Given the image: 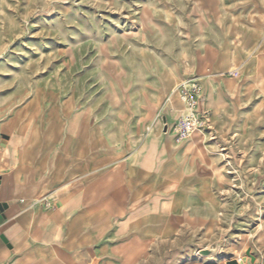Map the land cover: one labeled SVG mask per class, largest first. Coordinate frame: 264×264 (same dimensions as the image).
<instances>
[{
	"label": "crops",
	"instance_id": "obj_1",
	"mask_svg": "<svg viewBox=\"0 0 264 264\" xmlns=\"http://www.w3.org/2000/svg\"><path fill=\"white\" fill-rule=\"evenodd\" d=\"M180 1L143 11L133 33L154 45L132 69L103 57L90 99L0 122V264H264V0ZM191 81L212 130L178 144ZM36 124L41 165L25 160ZM232 157L260 178L226 179Z\"/></svg>",
	"mask_w": 264,
	"mask_h": 264
},
{
	"label": "rangeland",
	"instance_id": "obj_2",
	"mask_svg": "<svg viewBox=\"0 0 264 264\" xmlns=\"http://www.w3.org/2000/svg\"><path fill=\"white\" fill-rule=\"evenodd\" d=\"M170 4L178 6L182 1L0 0V122L32 104L34 117L41 121L49 113L54 119L58 99H90V85L106 83L98 72L106 62L103 57H118L135 68L136 55L154 45L153 38L152 43L142 44L133 33L143 11L152 17L155 7L167 9ZM168 14L159 12L163 20ZM256 84L264 95L261 70ZM260 127L254 124V130ZM42 132V125L36 124L32 145L25 153L27 162L42 164ZM236 160L228 159L232 167L224 173L226 179L260 178L259 172L244 175L237 170ZM248 160L242 161L243 169ZM232 223L233 228L238 225V221ZM239 258L241 264L246 260Z\"/></svg>",
	"mask_w": 264,
	"mask_h": 264
},
{
	"label": "built area",
	"instance_id": "obj_3",
	"mask_svg": "<svg viewBox=\"0 0 264 264\" xmlns=\"http://www.w3.org/2000/svg\"><path fill=\"white\" fill-rule=\"evenodd\" d=\"M234 77H238L237 74ZM180 100L184 110L174 126L175 140L185 143L196 133L212 130L209 113L200 110L203 99V87L197 81L184 83L179 88Z\"/></svg>",
	"mask_w": 264,
	"mask_h": 264
},
{
	"label": "bare ground",
	"instance_id": "obj_4",
	"mask_svg": "<svg viewBox=\"0 0 264 264\" xmlns=\"http://www.w3.org/2000/svg\"><path fill=\"white\" fill-rule=\"evenodd\" d=\"M206 59V58H205ZM200 65H201V61H200ZM216 69H217V67H216ZM204 72V71H203ZM213 72H214V70H213ZM200 74V73H199ZM207 79H210L211 77L210 76H208V75H206L205 76ZM215 102H216V100H215V97L213 96V94H212V91L211 92H209V95H208V105H210V106H214L215 105Z\"/></svg>",
	"mask_w": 264,
	"mask_h": 264
},
{
	"label": "water",
	"instance_id": "obj_5",
	"mask_svg": "<svg viewBox=\"0 0 264 264\" xmlns=\"http://www.w3.org/2000/svg\"><path fill=\"white\" fill-rule=\"evenodd\" d=\"M200 254L205 256H212L214 255V251H205L204 253H200ZM230 264H238V263L236 261H233Z\"/></svg>",
	"mask_w": 264,
	"mask_h": 264
}]
</instances>
